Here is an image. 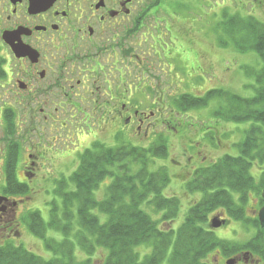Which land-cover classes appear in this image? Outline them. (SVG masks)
Returning <instances> with one entry per match:
<instances>
[{"label": "flooded vegetation", "instance_id": "af4514ba", "mask_svg": "<svg viewBox=\"0 0 264 264\" xmlns=\"http://www.w3.org/2000/svg\"><path fill=\"white\" fill-rule=\"evenodd\" d=\"M162 3L0 0V245L25 239L79 148L155 134L185 95L186 20Z\"/></svg>", "mask_w": 264, "mask_h": 264}, {"label": "trees", "instance_id": "16d2710c", "mask_svg": "<svg viewBox=\"0 0 264 264\" xmlns=\"http://www.w3.org/2000/svg\"><path fill=\"white\" fill-rule=\"evenodd\" d=\"M227 14L222 26L235 47L254 51L264 61V23L253 16ZM256 80L255 95L249 98L210 90L204 96L187 94L177 101L186 110L223 96L229 105L221 107L219 115L236 122L253 121V125L238 144L240 155L226 154L196 169L186 182L187 192L202 196L189 207L176 229L173 224L181 201L164 194L171 176L165 166L156 170L150 166L155 158L168 157V140L160 135L149 147L95 142L80 154L78 167L57 181L54 192L61 205L52 202L50 219L46 221L40 211L30 215L31 232L54 256L45 258L10 242L0 245V264H210L208 258L216 252L227 260L245 251L264 262V228L256 215H248L247 208L251 199L259 206L263 204L264 178L258 184L250 170L264 163V66ZM107 177L111 182L98 198L95 192ZM219 209L234 220L252 225L257 233L245 243L218 237L209 216ZM49 230L63 233L62 239L48 236ZM147 248L149 252L141 255L140 249ZM99 249L106 252L102 263L93 259Z\"/></svg>", "mask_w": 264, "mask_h": 264}, {"label": "rangeland", "instance_id": "374dc122", "mask_svg": "<svg viewBox=\"0 0 264 264\" xmlns=\"http://www.w3.org/2000/svg\"><path fill=\"white\" fill-rule=\"evenodd\" d=\"M164 4L166 11L172 14L176 13L177 17L186 20V37L180 47L185 58L186 80L184 88L186 95L200 97L209 90L216 89L244 98L254 96L257 86L256 75L263 68L264 61L254 51L238 50L231 36L225 32L222 22L226 12L228 13L227 16L239 15L246 18L253 16L264 22V0H164ZM177 47L178 45H176ZM173 49L174 46L171 47V51ZM150 98L151 103L154 96L152 95ZM167 101H169L168 111L171 112L163 115V120L160 117L162 122L159 121L158 123L155 120L157 115L152 117L154 123H157L155 134L150 133L148 136L142 137L141 135L134 136L130 132V134L121 132L117 137L113 136L111 130H107L101 139L106 140L104 143L108 146L128 143L141 147H149L160 135L168 140V157L155 158L153 162H150V166L152 170L165 166L171 176V182L164 189V194L176 196L181 201L180 214L173 224L176 229L183 222L189 207L200 200L202 196L200 192H187L186 181L191 178L197 168L209 165L225 154L240 155L238 144L244 140L246 132L253 125V121H227L223 115L217 114L221 107H228L229 105L223 96H216L206 106L184 111H179L176 108L173 98ZM89 143L86 142L84 145ZM83 151V148H79L74 153L73 163L72 159H69L70 168L66 169L69 170V174L78 167L79 156ZM61 167L62 165H60ZM250 172L259 184L264 178V163L254 165ZM110 182L111 177H107L101 182L95 192L98 198L103 197ZM235 197L238 198L237 194ZM40 198L41 206L38 210H40L43 218L48 221L52 202L56 201L60 207L61 199L52 190L43 192ZM258 207V201L251 199L247 206L248 215L256 214L255 209ZM148 211L155 218L157 217L150 209ZM218 212L219 214L223 212L225 217L230 219V224L214 230L218 237L245 243L257 233V229L252 225L248 226L243 221L232 219L222 209L210 214L209 219L216 216ZM104 220L105 216H102V221ZM48 236L62 239L63 233L49 230ZM24 238L21 242L11 243L23 245L45 258L54 256V252L48 250L43 240L27 228ZM140 250L141 255L149 252V248ZM217 255L220 263L224 264L226 257L217 252L211 255L207 262L213 264ZM78 256L84 257V254L79 253ZM105 256V250L99 249L94 254L93 259L97 263H102ZM239 264L257 263L243 262ZM258 264H264V262Z\"/></svg>", "mask_w": 264, "mask_h": 264}, {"label": "water", "instance_id": "95a60500", "mask_svg": "<svg viewBox=\"0 0 264 264\" xmlns=\"http://www.w3.org/2000/svg\"><path fill=\"white\" fill-rule=\"evenodd\" d=\"M262 198H263V202H264V190L262 192ZM258 218L260 221V225L262 227H264V204L258 212ZM225 224H226V220H221L220 216L214 217L211 221V227L212 228H220L221 226H223ZM237 262H238V259L232 258V259L227 261V264H236Z\"/></svg>", "mask_w": 264, "mask_h": 264}]
</instances>
